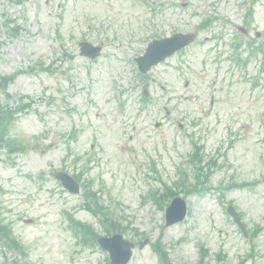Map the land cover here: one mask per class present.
I'll list each match as a JSON object with an SVG mask.
<instances>
[{
	"label": "rangeland",
	"instance_id": "374dc122",
	"mask_svg": "<svg viewBox=\"0 0 264 264\" xmlns=\"http://www.w3.org/2000/svg\"><path fill=\"white\" fill-rule=\"evenodd\" d=\"M164 1L167 10L152 13L138 0H0V75L16 74L11 98L0 87V104L30 102L11 128L12 137L30 144L11 157L0 149V210L27 251L5 256L0 246V264H110L106 251L78 243L67 226L69 211L102 232L82 208L83 194H70L54 175L77 170V155L92 162L85 179L124 218L125 237L151 240L136 246L129 264H161L151 246L158 238L172 264H198L204 249L207 263L223 253L236 264L252 252L247 264H264V230L251 245L227 213L233 204L249 228L264 226V86L252 87L227 61L251 0ZM254 7L249 38L259 31L255 41L262 42L264 0ZM10 20L16 34L6 27ZM158 31L197 38L152 68L144 102L134 59ZM80 40L103 42L102 55L88 60ZM258 66L254 60L248 72L255 76ZM195 144L204 163L216 165L205 189L185 198L187 217L165 226V210L148 196L181 180L180 169L194 172L188 159ZM231 183L237 186L225 188Z\"/></svg>",
	"mask_w": 264,
	"mask_h": 264
},
{
	"label": "water",
	"instance_id": "95a60500",
	"mask_svg": "<svg viewBox=\"0 0 264 264\" xmlns=\"http://www.w3.org/2000/svg\"><path fill=\"white\" fill-rule=\"evenodd\" d=\"M192 39L193 36L191 35L177 34L170 38L152 42L146 55L139 60L141 68L147 69L150 65L160 62V60L171 55L175 50L187 45ZM81 49L84 54H89L90 57H96L101 51V48L93 47L89 43H81ZM58 176L63 179V183L70 191H80V186H78L77 181L73 180L71 176L64 172L58 174ZM185 213V201L177 198L167 210V224L182 220L185 217ZM148 241L146 240V242ZM98 242L110 253L111 264H126L133 254L131 249L134 247V244L125 240L122 235H114L111 238L101 236L98 238ZM144 244L142 243L141 246H144Z\"/></svg>",
	"mask_w": 264,
	"mask_h": 264
},
{
	"label": "trees",
	"instance_id": "16d2710c",
	"mask_svg": "<svg viewBox=\"0 0 264 264\" xmlns=\"http://www.w3.org/2000/svg\"><path fill=\"white\" fill-rule=\"evenodd\" d=\"M7 81H8V78L3 79L4 83H6ZM11 118H12L11 113L0 108V144H2L1 142H4V141L7 143L5 139V134H6L5 131H6L7 125L11 121ZM192 188H195V186H191L190 189ZM177 194L178 193L175 191L173 187L167 186L166 191L163 194H160L159 197L160 199H164L166 197L171 198V197L176 196ZM85 197H87L88 199L86 203L87 208L91 209L96 214L100 213L102 215L103 220L101 223L103 225L104 230H106L108 234H110L111 232H122L126 230L125 227L123 226V223L120 222V220L114 216V213L110 209L103 207V205L100 203V199L97 196L96 191H94L93 189L89 187L86 190ZM72 221H73L75 231H77V234L82 237V240L83 242H85V244L87 245L96 244L95 239L98 236V233L92 228V226L88 224L87 225L82 224L81 222L77 220L76 221L72 220ZM0 234L6 237L5 239L6 244H8L9 242L16 243L15 238H13L11 234L10 223L8 222L4 223V220L1 218V216H0ZM154 249L155 251H158L160 254L161 264H171V262L169 261V254L167 250H165L160 240L156 242V244L154 245ZM201 260H202L201 264H203L204 263L203 258ZM245 261L246 260L243 259L237 264H245ZM217 264H220V263H217ZM224 264H228V263H224Z\"/></svg>",
	"mask_w": 264,
	"mask_h": 264
}]
</instances>
